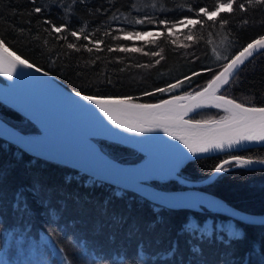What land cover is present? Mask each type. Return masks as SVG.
I'll list each match as a JSON object with an SVG mask.
<instances>
[{"label":"trees","instance_id":"1","mask_svg":"<svg viewBox=\"0 0 264 264\" xmlns=\"http://www.w3.org/2000/svg\"><path fill=\"white\" fill-rule=\"evenodd\" d=\"M214 2L0 0V39L13 51L78 92L156 101L167 95L202 88L226 62V57L230 58L249 41L264 35V5L249 7L246 4L247 11L223 12L216 22L201 14L204 23L195 27L178 25L171 37L165 26L159 24V20H167L171 26V22L185 17L199 19L201 17L196 15L198 9L208 7L212 10ZM37 6L42 7L41 13L33 11ZM137 19L145 20V23L136 24ZM148 19L153 23H148ZM220 19L229 22L221 28ZM46 20L51 23H45ZM245 20L248 23H244ZM53 24L58 27L64 24L67 31L56 34L51 31ZM189 28L192 41L185 39ZM81 29L89 35V40L83 37L76 40L70 35L71 31ZM157 31H163L164 36H148L139 40L122 38L127 32ZM63 36L67 39H62ZM97 39L103 41L99 51L90 42ZM68 43H76L79 50L69 49ZM120 46H134L142 51L122 52L118 50ZM109 48L114 50L109 51ZM151 52H159L160 55L153 56ZM158 59L159 64L156 63ZM185 76L191 80L185 81L176 91L155 92V89L165 88ZM146 92L154 94L144 95ZM220 92L238 102L263 106L264 49L246 59ZM223 115L225 113L221 109L205 107L188 117L210 119ZM0 116L24 132L40 130L29 117L2 101ZM95 139L120 161L135 162L144 156L127 144L100 137ZM232 155L264 159V145L192 158L178 173L191 180L203 179L212 173L222 158ZM226 167L227 171L199 187L219 194L243 211L264 212V167ZM147 182L168 190L184 186L175 179H150ZM34 185L38 188L36 196L31 191L25 192L34 209L31 225L25 228L12 210L14 194L18 190H31ZM49 202L60 215L55 223L49 222ZM200 205L199 209L159 205L132 189L116 186L65 163L28 153L0 136V217L4 221L0 224V247L8 243V230L18 229L32 242L48 236L61 250L62 256L49 257L46 254L45 257L39 253L44 257V264H52V259L57 264H65L63 257H72L76 264H92L90 257L81 254L83 244L89 246L93 256L98 252L101 258L126 251L128 264H135L133 257L141 248L146 251L145 264H264V224L244 222L213 211L206 204ZM114 216L120 218L119 223L113 219ZM190 220H195L201 227L205 223L214 228L232 224L238 226L245 237L232 243L227 240L226 232L219 233L224 240L216 239L218 234L214 232L210 240L189 242L190 238L182 228ZM193 244L201 249L199 253H192ZM172 246L177 250L172 256H167ZM97 264H100L99 258Z\"/></svg>","mask_w":264,"mask_h":264},{"label":"snow or ice","instance_id":"2","mask_svg":"<svg viewBox=\"0 0 264 264\" xmlns=\"http://www.w3.org/2000/svg\"><path fill=\"white\" fill-rule=\"evenodd\" d=\"M246 4L251 6L264 5V0H215L212 10L208 7H200L196 12L197 17H207L208 20L216 22L217 18L223 12L233 13L236 10L247 11ZM234 5L236 6L234 8ZM42 7H35L33 11L35 13H41ZM191 11V9H190ZM193 19L185 17L184 19L176 22H170L167 20H159L160 25H164L169 37L174 35L173 29L178 25L195 27L204 23L203 19ZM148 23H153L151 19H148ZM227 19H220L218 21L220 27H224L228 24ZM45 23H51L45 21ZM136 24H143L145 20L137 19ZM244 23H248L247 20ZM51 31L60 34L67 31V26L62 24L61 26L52 25ZM107 35V33H105ZM70 35L76 40H80L83 37L84 40H89V35L84 33V30L71 31ZM154 36L156 38L164 36L163 31L153 32H127L124 33L123 39H144V37ZM67 39L66 36L61 37ZM120 39L121 37H114ZM186 40L192 41L193 35L191 34V28H189V34L185 37ZM96 46V50L99 51L102 40L90 41ZM155 43V40L152 41ZM175 43V41H172ZM187 47V45H184ZM69 49L79 50L76 43H68ZM86 47V46H85ZM264 49V35L258 39H254L248 43L246 47L238 51L230 58H225L226 62L220 67L218 72H215L213 78L208 82L207 86L199 91L186 95H176L171 99L162 100L156 104H140L134 103L133 98H108L100 99L92 95H82L80 92H76L77 97L89 102V104L95 105L103 116L107 120L115 125L117 128L122 129L128 133L143 134L154 132L157 130L164 131L167 135L173 137V139L181 141L193 156L199 153H208L213 150L232 149L245 142H264V106H249L243 102H237L234 98H229L226 95L220 94V90L224 85H228L234 78L240 65L244 64L245 60L252 57L254 53ZM88 51H92V48H88ZM109 51L114 49L109 48ZM119 51L122 52H140L141 48L138 47H124L120 46ZM149 53H145L148 55ZM153 56H159V52H151ZM163 59V57H160ZM219 59V57H218ZM159 64L160 60H156ZM18 67L35 68L37 72L41 69L34 64L29 63L28 60L22 59L15 52L11 51L5 44L3 39H0V73L9 79L12 78ZM207 71H213L207 69ZM48 75V73H45ZM198 75V73H193ZM191 77L185 76L183 80H177L175 83L168 84L165 88H157L155 92L167 93L172 92L182 87L185 81H190ZM153 92H146L144 95H153ZM187 101V103H184ZM213 107L221 109L225 115L219 117V119H186L190 112L195 109ZM254 163L264 164V159L253 160L251 158H245L242 156L232 155L222 162L218 163L214 168V173H223L228 170L226 166L234 165L237 167H246L253 165ZM70 179V178H69ZM26 191H31L33 196L38 194L37 186H33L31 190H18L14 194V202L12 204V210L19 223L27 228L31 225V219L34 212L32 209L28 196L25 195ZM117 196L120 193H116ZM158 199L161 204L174 207L176 206L177 198L169 197H154ZM179 203L184 206H195L197 201H180ZM209 206H218L217 202H209ZM49 222L55 223L59 218V212L56 208L51 206L49 202L48 206ZM113 219L119 223V217H113ZM3 217H0V224H3ZM260 223L264 224V220ZM182 232L189 236L191 242L207 241L213 238L214 232L218 235L215 237L219 240H224L223 235H219L221 232H226L227 240L235 243L243 240L245 233L238 227L229 224L227 227L221 225L214 228L213 225L205 223L201 227L195 220H190L183 225ZM7 245L0 247V261L3 264H39L38 261H19L13 259L18 253L25 251L26 249L32 250L35 253L43 252L49 257L62 256V252L58 249L55 243L48 236H41L37 242L29 241L23 234L19 233L18 229L6 231ZM176 247L172 246L171 250L167 251V256H172L176 252ZM192 253H199L201 249L193 244L191 248ZM81 254L90 257L92 264H97V259H100V264H128V256L126 251L116 252L111 256L100 257L97 252L93 256L92 250L87 244L82 245ZM65 264H76L72 257H63ZM135 264H145L146 251L141 248L133 257ZM52 264H57L55 259H52Z\"/></svg>","mask_w":264,"mask_h":264},{"label":"water","instance_id":"3","mask_svg":"<svg viewBox=\"0 0 264 264\" xmlns=\"http://www.w3.org/2000/svg\"><path fill=\"white\" fill-rule=\"evenodd\" d=\"M7 47L13 51L9 46ZM15 53L22 59H26L19 53ZM28 62L32 63L29 60ZM45 73H48V75H45ZM0 76V101L29 117L40 128L39 132L27 133L0 116V136L24 148L28 153L65 163L83 172L85 171L93 177L107 180L116 186L132 189L159 205H161L160 201L154 199V197L177 198L174 201L176 203L174 207H182L183 204L179 203L180 201H197L198 203L194 207L198 209L201 208L200 204L203 203L213 211L230 215L244 222L260 223L261 220H264V212L243 211L237 206L226 202L219 194L199 187L204 183L211 182L219 174L214 173L215 167L212 173L203 177V179L191 180L178 173L181 167L192 158L232 151V149H243V147L264 145V142H245L232 149L213 150L193 156L181 141L173 139L164 131L157 130L136 134L117 128L103 116V113L95 105L89 104L81 97H77L75 93L78 91L67 87L64 82L48 71L41 69L40 72H37L35 68L18 67L11 79L2 73H0ZM208 82L202 88L206 87ZM194 92L171 94L156 101L143 102L134 99L133 102L156 104L176 95H186ZM80 93L90 95L84 92ZM220 94L223 93L220 92ZM91 95L100 99L125 98L124 96ZM184 103H187V101ZM249 106L261 107L259 105ZM197 110L199 109H195L189 115ZM188 116L185 118H191ZM95 137L127 144L139 150L144 156L135 162L120 161L103 149ZM227 158L229 157L222 158V161ZM251 159L259 160L261 158L254 157ZM249 167H264V164L254 163ZM150 179L159 181L175 179L184 186L171 190L163 189L148 183L147 181ZM211 201L217 202L218 206H209Z\"/></svg>","mask_w":264,"mask_h":264},{"label":"rangeland","instance_id":"4","mask_svg":"<svg viewBox=\"0 0 264 264\" xmlns=\"http://www.w3.org/2000/svg\"><path fill=\"white\" fill-rule=\"evenodd\" d=\"M200 119H203V118H200ZM40 253L43 256L47 257L45 253H43V252H40ZM42 255H40L39 253H35L32 250L26 249L25 251H22V252L18 253L16 256H14L13 259L19 260V261H38L40 264H44L45 263L44 257ZM1 264H3V262H1Z\"/></svg>","mask_w":264,"mask_h":264}]
</instances>
